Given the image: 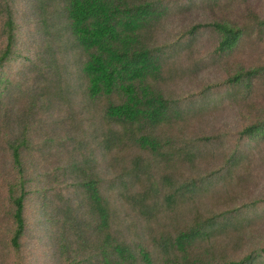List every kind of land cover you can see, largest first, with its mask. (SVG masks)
I'll list each match as a JSON object with an SVG mask.
<instances>
[{
    "label": "trees",
    "instance_id": "1",
    "mask_svg": "<svg viewBox=\"0 0 264 264\" xmlns=\"http://www.w3.org/2000/svg\"><path fill=\"white\" fill-rule=\"evenodd\" d=\"M245 1L30 0L38 44L23 49L17 0H0V264H26L32 197L57 264H264V245L240 231L264 196L214 199L255 181V152L264 166V63L229 62L245 40L264 47V14L166 34L173 15ZM205 33L208 59L180 65ZM24 51L25 74L9 83ZM223 61L222 82L179 88ZM226 100L246 102L244 125L200 128ZM51 158L52 174L39 166Z\"/></svg>",
    "mask_w": 264,
    "mask_h": 264
},
{
    "label": "rangeland",
    "instance_id": "2",
    "mask_svg": "<svg viewBox=\"0 0 264 264\" xmlns=\"http://www.w3.org/2000/svg\"><path fill=\"white\" fill-rule=\"evenodd\" d=\"M31 8L32 4L30 3V0H17V18L18 25L20 26L21 46L23 49H27L31 44H38V35L35 33V27L33 26L35 24ZM248 9H254L257 13L264 14V0H248L245 2L234 3L230 5V7H199L189 13L173 15L167 24L166 34L173 36L191 23L207 22L221 16H228L239 21L243 18ZM242 14L243 16L240 17ZM214 43V37L210 33H205L204 35L199 36L193 44L191 53H185V57L183 56L184 58L181 59L180 65H185L187 58H190L191 60H198L199 58L208 59ZM27 55L28 52L24 51L20 58L14 60L10 64V67L7 70L9 73L7 76L9 83H18L22 80L21 78L25 73L22 71L20 63ZM229 62H240L246 66L264 63V47H262L256 40H245L230 57ZM221 63L222 64L214 63L209 65V62H205L204 66L201 65L203 68L199 74L196 76H190L186 79H181L179 81V88L186 93L188 91L191 92L198 90L201 86L207 83L222 82L227 77L228 70L232 65L226 64L225 61ZM28 76L32 83V78L35 77V74L28 71ZM28 85L30 84L28 83ZM257 92L258 93L254 96V100L258 106L264 108V92L261 90H258ZM245 104L246 102H239L240 107H238V105L233 102L228 100L224 101L217 113L208 115L205 119L200 121V128H206L210 131L219 128L222 130L223 126L232 130L238 129L240 125H244L245 118L248 115V109H246ZM20 108L21 104H18L17 107H13V110L16 112ZM237 111L238 113L236 114ZM0 127H3V125L0 124ZM255 153L258 157H261L259 152ZM258 157L255 160L256 168L253 170L256 175L254 178L255 181L252 182V180H250L233 185L230 188L227 197H225L224 194H219L214 197L216 203H225L226 199L229 201L232 196L235 198L236 203L240 205L245 201L264 196V166L260 163ZM205 163H208L207 160ZM53 164L54 162L51 158L48 160L47 168L44 165L41 166V164H39V166L44 172L50 171L52 174V169L54 168H52ZM208 166H210V164H207V167ZM7 167H9L8 160ZM205 168L206 167H204L203 170ZM202 203L203 205H206L204 200ZM26 219L28 222V230L22 247V257L24 258L25 263L57 264V259L53 252V241L46 236L44 219L42 218L38 204L33 197L27 205ZM240 231L243 234L244 243H246L247 246L256 247V245H264V210L260 207L256 208L252 214V222L248 225L244 224Z\"/></svg>",
    "mask_w": 264,
    "mask_h": 264
}]
</instances>
